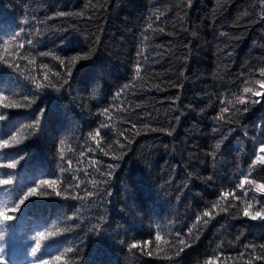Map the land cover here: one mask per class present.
<instances>
[{
	"label": "trees",
	"instance_id": "obj_1",
	"mask_svg": "<svg viewBox=\"0 0 264 264\" xmlns=\"http://www.w3.org/2000/svg\"><path fill=\"white\" fill-rule=\"evenodd\" d=\"M91 3L95 7L89 6V0H0V45L24 29L16 45L0 47V91L8 100L35 99L30 108L0 107L9 114L0 121V139L11 133L19 141L0 149V180L12 181L0 184V210L11 214V205L19 202L20 193L35 186L33 181L56 180L53 187L37 189L52 195L29 197L14 214L5 234L10 259L13 264H31L33 236L70 227L71 231L42 242L47 264L68 248L74 251L55 264H246L247 257L236 258L246 251L245 246L264 244V220H252L242 212L252 203L249 211L255 214L258 206L251 197L264 201V195L249 191L245 200L236 191L241 199L228 197L236 207L218 215V209L210 206L223 192L236 189L258 141L264 140V95L243 92L251 87L264 93L255 83L264 80L259 76L264 68V0ZM61 12L84 15L58 16ZM36 29L41 35L35 34ZM21 43L24 47L14 51ZM41 52L54 53L66 63L89 52L91 58L76 60L68 76L66 67L52 56H40ZM3 60L18 64L21 70ZM57 72L68 79L59 91L37 89L29 79L34 76L47 83V74L59 85L63 79L56 81ZM125 85L129 87L117 98ZM237 97L247 102L236 107L248 111L233 115L230 108L224 114L230 122L215 119L222 108L229 107L227 101ZM8 100H0V105ZM103 109L109 110L111 118L100 114ZM37 119L39 127L29 128ZM102 123L110 127L100 128ZM133 124L139 135L132 130ZM145 124L168 129L171 135L145 130ZM97 129L100 135L92 140L89 133ZM225 136L215 150V143ZM115 140L124 145L119 149L122 159L114 160L97 148L99 141L100 147L110 151L107 146ZM18 152L26 154V159L14 169L3 167L13 163L14 157L19 159ZM93 159L103 162L102 171L112 172L111 177L96 174V179L109 181L98 186L104 191L87 202L66 198L63 187L69 173L62 174L59 168L91 173ZM110 164L116 167L108 169ZM79 176L92 178H85L82 171ZM249 178L264 182V167L257 165ZM205 210L213 211L215 218L205 217L210 222L198 224L193 230L198 239H192L188 230ZM176 233L192 239L178 256L169 248ZM133 243L143 252L129 251Z\"/></svg>",
	"mask_w": 264,
	"mask_h": 264
},
{
	"label": "snow or ice",
	"instance_id": "obj_2",
	"mask_svg": "<svg viewBox=\"0 0 264 264\" xmlns=\"http://www.w3.org/2000/svg\"><path fill=\"white\" fill-rule=\"evenodd\" d=\"M89 6L91 7H95V5H93L91 3V0H89ZM58 16H64V15H77V16H83L84 13H57ZM25 23H28L27 20L24 21ZM42 23V22H41ZM152 26L149 25V28H151ZM159 31L163 32V29H159ZM24 32V29H21L19 32H16L13 35L12 40H5L3 41V44L0 45V47H4L7 48L8 45L12 44V45H16L17 40H19L22 36ZM36 35H41V32L39 29H36L35 31ZM145 39H147V37H145ZM28 45H32L33 41L32 39H28L27 41ZM24 47V44L21 43L19 45L16 46V48L14 49V51L18 52L21 48ZM142 53L138 51L137 55L140 56ZM40 56H52L53 59L58 60L61 66H64L67 68V74L68 76L71 75V71L72 68L75 66V61L76 60H87L91 58V52L89 53H85L83 55L80 56H76L71 58L67 63L65 62L64 59H62L59 56H56L54 53H50V52H41L39 53ZM26 57L21 56V59H25ZM34 57L33 60L30 61L33 62L34 61ZM5 64H8L10 67H15L18 71L21 70L20 66L18 64H14V63H10L9 60H3L2 61ZM139 65H140V61H137V67H136V71L135 74L137 77H139ZM43 67L47 68V65H43ZM56 77V81H60L61 79H63V82L60 83L59 85H57L56 82H53L52 80L49 79L48 75L45 74L44 79L47 81V83H41L38 82L36 77L34 76H30L29 79L31 80V82L35 85V87L37 89L40 88H54L57 91H59L60 88H62L64 86V84L68 83V79L67 78H62L61 74L59 72L54 74ZM259 76L264 78V68H261L259 71ZM256 84H259L261 89H264V80H258L255 82ZM129 86L125 85L123 89H121L120 92H118L116 94V97L118 98L121 93L126 90ZM243 92L245 94L247 93H252L253 96H262L264 95V93L258 92V91H253V88L251 87H245L243 89ZM0 100H8V97L4 94V91H0ZM247 101L245 98L242 97H237V99L235 101L233 100H229L227 101V104L229 105V107H224L221 109L220 111V115L218 117H216L215 119L219 120V121H225V122H230L229 119H227L225 117V113L230 111L231 109H234L233 115H235L238 112H243L246 113L248 111V108H237L236 104H245ZM253 103H259L260 100H253ZM35 103V99H29L28 97H24V101H17V100H8L7 103H3L2 105H0V107L4 108V109H13V108H21V107H28L30 108L33 104ZM137 107H139V105H137ZM101 115H109V110L108 109H103L100 113ZM44 115V110L40 111V116ZM9 114L6 111H0V121H4L6 119H8ZM109 118L110 115H109ZM39 119L36 120L34 125H28L29 128H38L39 127ZM110 127V125L102 123L100 125V128H108ZM144 129L145 130H151V131H168V134L171 135V131H169L168 129H157V128H151L150 125L145 124L144 125ZM132 130L135 131L136 135H139L140 132L135 130V125H132ZM174 130V129H173ZM213 131H219L218 128H214ZM121 136L124 135L123 132L119 133ZM8 136V138H4V139H0V149H7L11 146H14L15 144H18L19 141L17 140L16 136L11 135V133L6 134ZM100 135V131L99 129H97L95 131V133H89V137L92 140H96V137ZM224 139H227V136H225L222 140H219L215 143L214 148L215 150H219L221 148L222 143L224 142ZM61 144H63V141H61ZM113 144L116 145V147H113ZM108 149L110 151H105L103 147H100V143L99 141H97V148H99V151H101L105 156H108L111 154L112 159L116 160V159H122L124 153L120 152L119 149L123 148L124 145L121 144L119 142V140H115L113 141V143L108 144ZM89 151H95L96 149H88ZM213 155H215V152L212 153ZM81 155H83V153H81ZM19 159H15V157L13 158V163L7 164V165H3V167L9 168V169H14L16 168L17 164H19L21 161L26 159V154H21V152H18ZM60 156L61 159H63L64 157V152L63 149H61L60 152ZM79 163V162H78ZM102 161H97L95 159H93L89 165V167H91L93 169V172H88L87 169H81V168H71L69 167H60L59 171L60 173L64 174V173H69V175H67V177L64 180V187H63V192L64 194H66V198H72V199H78V200H83L86 201L93 196L99 197L101 195V192L104 191V189L102 187H98L99 185H103V184H107L109 181L108 179H101L98 180L96 179V174H98L100 177H111L112 172L111 171H102L100 168V164H102ZM259 165L261 167H264V140H260L258 141V149L253 151L252 153V159L250 160V163L248 165V169L247 172H241L240 176L242 177V179L240 180V182L236 185V189L233 190V192H223L221 194V196L218 198V200L211 204V209L212 210H216L218 209V211L215 214H219L220 212H227L229 211L230 208L236 207V205L234 203L228 202V197L231 196L233 198V200H239L241 199V197H243V199L247 200L249 199L248 197V192L249 191H253L254 193H259L260 195H264V182H256L253 179H250L249 177L252 175L253 171L255 170L256 166ZM116 167L115 165H108L107 168L108 169H112ZM84 173V177L87 178L89 176H91V180H87V179H81L79 176L80 172ZM10 176V175H9ZM209 179H211V177H209ZM12 181L10 179H5V180H0V184L3 185H8L11 184ZM33 184L35 186L33 187H28L27 191H24L22 193H20L17 197L18 199V203L12 204L11 205V214L7 211V210H0V264H13L12 259H10V254L7 251L6 247H5V234L8 233L10 231V226L13 224V220L16 218L14 216V214L18 211H21V205H24L26 201L29 200V197H36V196H43V195H52V193H48L46 190L45 191H41L38 192L37 189L41 188L43 189L44 186H48V187H53L56 184V180H49V179H41L38 183H36L35 181H33ZM91 185V189H89L88 185ZM81 185H83V187H81ZM245 185H251V187H245ZM79 190V191H78ZM239 191L241 193V197H237L235 195V192ZM56 196H61L62 193L61 192H55ZM252 200H254L256 202L257 210L255 211V214H252L249 209L253 208V204L252 203H248L247 206L243 209V216L245 217H249L252 220H264V201H261L256 195H253L251 197ZM205 217H210V218H215L213 215V211L210 210H205L203 211L201 214H198L196 217V223H194L192 225L191 228H189L187 235L192 238V239H198V233L194 234L193 230L197 228L198 224H202V225H207L210 220L209 219H205ZM69 219H72L71 217ZM94 227H98L94 226ZM72 228L70 227H64V228H55L54 230L48 231V232H40L38 233V235L33 236L32 237V242L34 243L35 246H30V255L32 257L31 260V264H47V261L45 260V255L43 254L42 251V242L45 241L46 239L50 238V237H54V236H59L65 232L71 231ZM155 239L157 241H159L161 239L160 235H156ZM192 239L189 240H185V238L183 236H181L179 233H176V238H174L171 242V244L169 245V248L171 249H175V255H179L180 252L184 251L185 248L190 247L191 243H192ZM165 243H167V241H165ZM246 247V251L244 253H240L239 256L236 258L238 260H245L246 257V264H254V261L257 260H264V244H259V245H247ZM133 249H137L141 252H143V249L140 248L139 245L133 243L132 245H130L129 247V251H132ZM250 250V254L249 251ZM259 250V251H258ZM74 250L72 248H68L65 250L64 253H61L60 255H57L53 258H51L53 260V264H55L56 261H59L61 259V256L67 255L68 253H72ZM148 255H151V253H148ZM231 259V258H229ZM72 264H75V261L72 262ZM206 264H211V262H206Z\"/></svg>",
	"mask_w": 264,
	"mask_h": 264
}]
</instances>
